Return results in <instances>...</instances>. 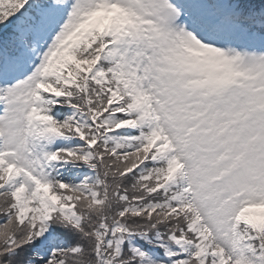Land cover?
I'll return each mask as SVG.
<instances>
[{"label": "snow or ice", "instance_id": "6c2138e0", "mask_svg": "<svg viewBox=\"0 0 264 264\" xmlns=\"http://www.w3.org/2000/svg\"><path fill=\"white\" fill-rule=\"evenodd\" d=\"M0 264H264V0H0Z\"/></svg>", "mask_w": 264, "mask_h": 264}]
</instances>
